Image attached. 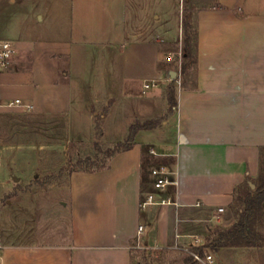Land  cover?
<instances>
[{"label":"crops","instance_id":"obj_1","mask_svg":"<svg viewBox=\"0 0 264 264\" xmlns=\"http://www.w3.org/2000/svg\"><path fill=\"white\" fill-rule=\"evenodd\" d=\"M25 1L28 24L38 18L57 28L47 37L9 41L14 56L0 71L1 188L11 178L21 182L23 162L34 176L37 161L21 154L51 149L66 158L67 145L93 141L96 120L123 140L135 122L158 124L138 131L131 148L110 158L106 168L68 176L61 200L69 224L64 240L35 243L24 236L30 231L10 229L3 216L0 264H133L132 250L141 243L180 254L181 264L187 249L234 224V190L258 175L264 147V0H212L195 8L191 0L197 67L181 73L184 79L174 69L181 70V56L178 63H165L160 48L180 43L182 0ZM16 99L31 109L5 107ZM26 114L64 122L63 146L36 147L11 135L3 116ZM43 128L39 124L35 131ZM159 166L174 181L162 192L154 190L151 174ZM150 193L170 203L141 209ZM240 249L206 253L229 258Z\"/></svg>","mask_w":264,"mask_h":264},{"label":"rangeland","instance_id":"obj_2","mask_svg":"<svg viewBox=\"0 0 264 264\" xmlns=\"http://www.w3.org/2000/svg\"><path fill=\"white\" fill-rule=\"evenodd\" d=\"M212 2V0H195L193 7H202ZM27 5L25 0H16L15 3H12V0H0V40L11 41V39L17 37L33 40L40 36L47 37L46 34L51 29L57 28L52 23L41 24L37 22L38 18L36 21L31 20V23L28 24L25 15ZM183 5L182 0L180 7L184 11ZM61 30L62 33L58 37L60 39L65 37L63 29ZM56 37L57 35L54 36V38ZM179 42L176 48L170 47L168 44H160L162 61L168 62L165 57L167 53H171L172 61L170 64L178 63V54L180 52H176L182 49V33ZM176 49L178 50L176 51ZM178 66H174V69H176L177 75L181 77L183 75H181V70ZM182 78L184 79V76ZM39 122L44 125L41 134L34 131L33 133L32 130L28 129L13 130V127L11 135H19L20 140L29 145L35 144L36 147L38 143L52 145L56 144V142L58 145L63 146L65 141L63 123L61 121L54 123L50 117L40 119ZM97 122L102 131L99 141L102 149L113 147L114 145L112 146V144L115 142L125 141L113 131V128L105 131L102 122L100 120H97ZM92 134L94 136L91 139L93 140L91 143H71L67 145L66 158H63L58 150L51 149L42 152L35 150L34 153L31 152L27 155L21 154L23 158L20 159L29 160L32 157L35 158L38 165L34 176L30 177V171L23 162L22 170L21 172L19 171V176L22 178L21 182L16 184L11 178L8 186L0 187V230H2L3 216H7V226L10 229L30 231L31 233L24 234V236L35 243H53L66 238L69 231L68 214L64 208L65 202L61 200H64L67 194L68 171L74 167L83 168L86 166L85 161H83L84 158L94 156L95 123ZM103 159L104 155L100 154L95 164L99 165ZM15 175L18 176L17 173H14ZM29 178L31 180H28ZM25 183H29V185H25ZM9 203L11 204L9 205ZM11 219L15 221L14 227L9 225ZM261 224L260 231L264 235V218H262ZM212 255V264H264V248L235 250L229 258L216 259L215 254ZM132 258L133 264H179L182 260L180 254L153 251L145 248L142 243L135 245L132 250Z\"/></svg>","mask_w":264,"mask_h":264},{"label":"trees","instance_id":"obj_3","mask_svg":"<svg viewBox=\"0 0 264 264\" xmlns=\"http://www.w3.org/2000/svg\"><path fill=\"white\" fill-rule=\"evenodd\" d=\"M184 11L182 14V49H181V73L186 74L197 67V27L193 22L192 1L183 0ZM168 104L170 111L176 105L174 90L168 92ZM169 111V112H170ZM5 126L10 131L15 126L26 127L34 132L40 124L36 115H4ZM13 122V123H12ZM158 124L157 121L135 122L129 128L128 136L124 142H118L113 147L102 149L100 139L102 131L97 120L95 121V141L93 157H86V166L79 169L74 167L68 174L74 172H94L107 167L114 155L129 150L132 146L135 134L140 130H149ZM64 125V122H63ZM104 155V159L96 165L98 156ZM51 184V183H48ZM253 186V188H252ZM233 201L230 210L234 217V224L227 228H218L210 232L203 245L190 247L189 251L204 256L206 252L217 253L224 248H264V235L260 228L264 218V147L259 150L258 175L255 179L246 177L245 181L236 187L233 193ZM181 264H199L188 254Z\"/></svg>","mask_w":264,"mask_h":264},{"label":"built area","instance_id":"obj_4","mask_svg":"<svg viewBox=\"0 0 264 264\" xmlns=\"http://www.w3.org/2000/svg\"><path fill=\"white\" fill-rule=\"evenodd\" d=\"M14 47L13 45L6 40H0V71L5 70L8 65L10 64V61L12 60L14 56ZM179 58L178 60L180 61V56L181 54H178ZM168 61H171L172 58L171 56L167 57ZM20 107L25 110H30L31 107L29 105H24L20 100H15L7 105L5 107ZM151 154H154V151H150ZM151 174L154 178L153 182V188L157 192H162L164 191L168 186L172 185L174 181L171 179V172L170 170L165 167V166H159L154 168L151 171ZM168 204L170 201L168 199H161L159 201L156 200L155 194L150 193L145 196L144 200L140 202V208L145 209L146 207L153 205V204ZM218 212H223V209H218ZM140 233V231H139ZM199 240L197 239L195 241V244H199ZM187 252L193 257V259L198 262L199 264H212L213 263V258L211 254H204V256H199L196 253H193L187 249Z\"/></svg>","mask_w":264,"mask_h":264},{"label":"water","instance_id":"obj_5","mask_svg":"<svg viewBox=\"0 0 264 264\" xmlns=\"http://www.w3.org/2000/svg\"><path fill=\"white\" fill-rule=\"evenodd\" d=\"M170 76H171V78H175V76H176V73H174V72H171L170 73ZM17 179H15V181H16ZM252 188H253V186H252Z\"/></svg>","mask_w":264,"mask_h":264}]
</instances>
